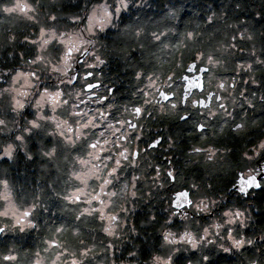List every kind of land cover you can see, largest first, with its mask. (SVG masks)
I'll return each mask as SVG.
<instances>
[{
    "label": "clouds",
    "instance_id": "9594fccd",
    "mask_svg": "<svg viewBox=\"0 0 264 264\" xmlns=\"http://www.w3.org/2000/svg\"><path fill=\"white\" fill-rule=\"evenodd\" d=\"M0 264H264V0H0Z\"/></svg>",
    "mask_w": 264,
    "mask_h": 264
},
{
    "label": "flooded vegetation",
    "instance_id": "af4514ba",
    "mask_svg": "<svg viewBox=\"0 0 264 264\" xmlns=\"http://www.w3.org/2000/svg\"><path fill=\"white\" fill-rule=\"evenodd\" d=\"M161 159L163 160V159H164V157L162 156V157H161ZM165 162H167V161L165 160Z\"/></svg>",
    "mask_w": 264,
    "mask_h": 264
}]
</instances>
